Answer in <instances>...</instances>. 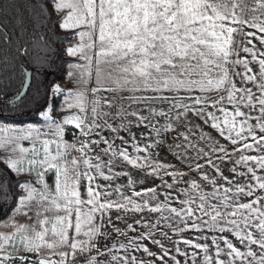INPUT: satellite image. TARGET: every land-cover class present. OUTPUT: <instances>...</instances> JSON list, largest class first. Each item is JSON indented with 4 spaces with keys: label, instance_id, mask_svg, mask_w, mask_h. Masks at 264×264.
Returning a JSON list of instances; mask_svg holds the SVG:
<instances>
[{
    "label": "snow or ice",
    "instance_id": "obj_1",
    "mask_svg": "<svg viewBox=\"0 0 264 264\" xmlns=\"http://www.w3.org/2000/svg\"><path fill=\"white\" fill-rule=\"evenodd\" d=\"M33 7L41 24L58 16L62 75L78 87L51 84L45 101L48 57L4 58L35 67L0 95V160L23 177L0 176V264H264V0ZM33 78L32 119L5 122L26 115L7 106ZM125 229L138 234L120 242Z\"/></svg>",
    "mask_w": 264,
    "mask_h": 264
},
{
    "label": "trees",
    "instance_id": "obj_2",
    "mask_svg": "<svg viewBox=\"0 0 264 264\" xmlns=\"http://www.w3.org/2000/svg\"><path fill=\"white\" fill-rule=\"evenodd\" d=\"M47 10L51 12L50 5ZM38 11L39 9L33 7V0H0V95H4L6 99H11L19 91L22 79L19 65L24 64L28 70L35 67L34 64L30 67L27 66L24 55L16 57L17 67L15 68L7 66L4 62L5 57L11 61L12 56L21 46L28 48L30 52L40 54L42 58L43 56L48 57L44 76L41 78L43 81L40 91L41 98L46 101V90L51 84H61L66 81L62 74L67 71V65L63 67L61 65L64 60H69L63 52L68 45L61 43L58 39L64 35L63 30L55 23L58 16L53 14L49 20L41 24L36 19ZM45 44L47 48L44 47ZM35 84L36 80L33 78V87L28 90L27 95L22 100L7 106L9 108L19 106L26 115L17 121L5 122L19 123L21 120L32 119L27 113L33 107L31 101L35 92ZM61 99L62 97L54 98L52 101L54 106L58 108ZM9 115H13V113H9ZM0 176L10 177L12 181L23 179L22 176L9 170L4 162H0ZM13 190L19 191L18 189Z\"/></svg>",
    "mask_w": 264,
    "mask_h": 264
},
{
    "label": "rangeland",
    "instance_id": "obj_3",
    "mask_svg": "<svg viewBox=\"0 0 264 264\" xmlns=\"http://www.w3.org/2000/svg\"><path fill=\"white\" fill-rule=\"evenodd\" d=\"M68 58H69V57H68ZM70 59H72V58H69V60H70ZM60 86H61L63 89H65V90H67V89H73V88L78 87V85H75V84L69 83L67 80H66L64 83L60 84ZM61 100H62V99H61ZM60 104H61V101H60ZM60 104H59V106H60ZM59 106H58V108H59ZM74 111H76V109H71V110H68V111H58V112H55V113H54V116L59 117V116H61V115L69 114V112H74ZM71 129H74V125H69V126H67V129H66V132H65V136H64V137H66L68 134H71L70 131H69V130H71ZM134 131H135V130H134ZM121 134L123 135L124 133L121 132ZM104 135H105V136L108 135L107 131H105ZM117 143H119V141H117ZM24 146H25V147H29L30 145H29L27 142H25ZM8 155H9V152H8L7 150L0 148V158L7 157ZM159 156H160V159H161L163 162H166V163H167V162L175 163V158H174V156L167 154V152L164 151V150H160V151H159ZM0 162H3V161L0 160ZM5 164H6V163H5ZM177 167H183V165H179V164H177ZM17 175H19V174H17ZM19 176H21V175H19ZM156 182L159 183V179H158V178H157V181H156ZM117 183H119V184H123V183H126V181H125L124 179H121V180L117 181ZM145 186L147 187V186H151V185H150V184H146ZM136 190H139V188L137 187ZM127 194H128V195H131V191H129ZM161 199H163V197H161ZM113 215H115V213H113ZM141 215H147V214H135V213H129V217H131V216H135L136 219H140ZM147 218L150 219V220H153V221H154V220H156L158 217H157L156 214H151V215H147ZM128 222H129V223L132 222L131 218H129ZM117 226H118V227H121V228L124 227V225H123L122 223H120V222H117ZM134 227H136V228L138 229V232H142V231H145V230H146V229L144 228L143 225H134ZM5 230H7V229H5V228L3 227L2 224H0V231H5ZM125 231L127 232V236L119 237L120 242H126V240H127L128 237H131V236H133V235L138 234V233H133L130 229H125ZM170 235H172V234L170 233ZM157 238L159 239L160 237L158 236ZM174 238H175V237H174ZM163 242L165 243V246H168V242H167V241H163ZM144 243L148 244V246H149L153 251H158L157 247L154 246V245H152L150 241H144ZM121 251H122V250H121ZM140 255H143V254H140ZM169 264H171L170 261H169Z\"/></svg>",
    "mask_w": 264,
    "mask_h": 264
},
{
    "label": "built area",
    "instance_id": "obj_4",
    "mask_svg": "<svg viewBox=\"0 0 264 264\" xmlns=\"http://www.w3.org/2000/svg\"><path fill=\"white\" fill-rule=\"evenodd\" d=\"M55 84V83H54ZM62 84V83H61ZM76 133L78 134L79 133V130H75ZM73 138L72 134H68L66 137H64V139L68 140V141H71Z\"/></svg>",
    "mask_w": 264,
    "mask_h": 264
},
{
    "label": "water",
    "instance_id": "obj_5",
    "mask_svg": "<svg viewBox=\"0 0 264 264\" xmlns=\"http://www.w3.org/2000/svg\"><path fill=\"white\" fill-rule=\"evenodd\" d=\"M29 72H31V70H28ZM14 102H16V101H14Z\"/></svg>",
    "mask_w": 264,
    "mask_h": 264
}]
</instances>
